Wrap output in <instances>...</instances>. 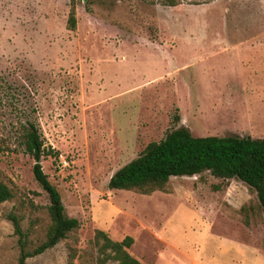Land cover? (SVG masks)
I'll use <instances>...</instances> for the list:
<instances>
[{
	"label": "rangeland",
	"instance_id": "374dc122",
	"mask_svg": "<svg viewBox=\"0 0 264 264\" xmlns=\"http://www.w3.org/2000/svg\"><path fill=\"white\" fill-rule=\"evenodd\" d=\"M217 36L230 40H191ZM244 36L261 42L236 44ZM28 123L56 154L39 158L41 171L79 225L26 264H67L71 249L74 263L95 264L96 221L113 240L129 232L127 251L143 264H187L165 242L218 257L216 238L238 239L264 264V210L235 178L171 176L166 192L150 194L106 186L148 142L186 123L196 136L264 137V0H0V181L11 190L0 203V264L17 257L7 214L28 250L49 222L23 149Z\"/></svg>",
	"mask_w": 264,
	"mask_h": 264
},
{
	"label": "trees",
	"instance_id": "16d2710c",
	"mask_svg": "<svg viewBox=\"0 0 264 264\" xmlns=\"http://www.w3.org/2000/svg\"><path fill=\"white\" fill-rule=\"evenodd\" d=\"M158 2L165 6H174L180 0ZM74 26V9L71 5L66 27L73 29ZM22 137L23 149L33 159L32 176L49 200V222L42 241L28 250L26 234L20 227L19 219L13 214L6 215L11 222L12 233L16 236V264H26V258L51 248L79 225L76 218L64 214L57 190L41 171L39 158L54 154L53 151L44 150L37 129L32 123L24 128ZM202 171H208L210 175L220 179L235 178L243 182L254 192L258 205L264 210V137L193 136L183 126L173 128L158 141L148 142L134 158L114 170L106 186L108 189L128 190L139 194H150L155 190L166 192L169 177L190 176ZM10 197V188L0 181V203ZM243 208L241 206L240 210ZM91 242L97 254L95 264H105L107 261L115 264H142L127 251L132 243L129 235L113 240L103 230L95 228ZM73 256L74 250L71 249L67 264H76L72 261Z\"/></svg>",
	"mask_w": 264,
	"mask_h": 264
},
{
	"label": "crops",
	"instance_id": "0c3cea01",
	"mask_svg": "<svg viewBox=\"0 0 264 264\" xmlns=\"http://www.w3.org/2000/svg\"><path fill=\"white\" fill-rule=\"evenodd\" d=\"M221 38H224L226 40H230L228 37H196L191 40H196V41H201V43H214L216 41H220ZM236 44H256L261 42V38L259 36H244V37H238L235 39ZM225 43V42H223ZM227 43V42H226ZM186 119V118H185ZM187 120V119H186ZM187 122V121H186ZM185 128L188 129L191 135L196 136L193 132V128L188 127V123L185 124ZM261 136H254L252 138H260ZM162 207L163 203L159 202ZM159 207L161 206L160 204L156 203ZM161 208V207H159ZM164 208V207H163ZM96 226L98 229L103 230L105 233L109 234L108 236L112 235V228L111 225H104L101 223V221L98 223L96 221ZM103 225V226H101ZM127 234L131 237L132 235L127 232ZM123 237V236H122ZM132 238V243L134 241L133 237ZM216 244L213 245V248L216 250H219L220 253L218 254V257L214 256H208V257H198L196 256H189L185 254L180 248H178L176 245H170L169 243H166V246L172 248V250L179 256H181L184 260H187V264H254L250 259H248V254L250 253V248L249 245L244 244L240 242L236 238H216ZM215 239V240H216ZM120 240V239H119ZM131 243V244H132ZM130 247V246H129ZM128 250V248H127ZM140 262V258L134 257ZM141 263V262H140ZM143 264V263H142Z\"/></svg>",
	"mask_w": 264,
	"mask_h": 264
}]
</instances>
